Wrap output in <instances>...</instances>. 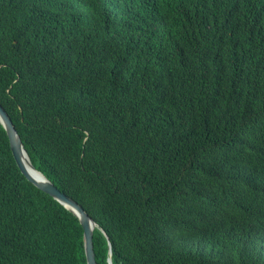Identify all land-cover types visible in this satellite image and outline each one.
<instances>
[{
    "label": "trees",
    "instance_id": "trees-1",
    "mask_svg": "<svg viewBox=\"0 0 264 264\" xmlns=\"http://www.w3.org/2000/svg\"><path fill=\"white\" fill-rule=\"evenodd\" d=\"M0 104L97 264H264V0H0ZM0 264H87L1 122Z\"/></svg>",
    "mask_w": 264,
    "mask_h": 264
},
{
    "label": "water",
    "instance_id": "water-1",
    "mask_svg": "<svg viewBox=\"0 0 264 264\" xmlns=\"http://www.w3.org/2000/svg\"><path fill=\"white\" fill-rule=\"evenodd\" d=\"M0 122L2 123L7 132L11 152L21 172L35 186L48 193L50 196L59 201L62 205H64L68 210H70L74 215L78 217L83 228L86 263L97 264L95 260L92 240L93 229L96 226V222L76 200L62 192L51 180H49L42 172H40L34 167L23 146L21 137L17 129L15 128V125L13 124L9 114L6 112V110L1 104ZM32 172H35V174H33ZM108 262L109 264H112L110 257L108 259Z\"/></svg>",
    "mask_w": 264,
    "mask_h": 264
},
{
    "label": "bare ground",
    "instance_id": "bare-ground-1",
    "mask_svg": "<svg viewBox=\"0 0 264 264\" xmlns=\"http://www.w3.org/2000/svg\"><path fill=\"white\" fill-rule=\"evenodd\" d=\"M138 19V18H137ZM28 159V158H27ZM26 163H27V161H26ZM33 174H35V172H32Z\"/></svg>",
    "mask_w": 264,
    "mask_h": 264
}]
</instances>
